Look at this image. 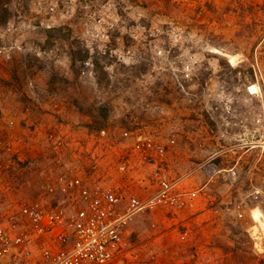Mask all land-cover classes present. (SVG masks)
<instances>
[{"label":"rangeland","instance_id":"obj_1","mask_svg":"<svg viewBox=\"0 0 264 264\" xmlns=\"http://www.w3.org/2000/svg\"><path fill=\"white\" fill-rule=\"evenodd\" d=\"M5 1L0 79L30 99L4 105L13 89L0 82L3 159L26 160L5 169L0 211L53 201L46 183L61 173L145 198L160 172L199 189L195 200L137 213L111 264H264V0ZM58 109L61 129L48 126ZM137 135L164 145L163 158L142 159Z\"/></svg>","mask_w":264,"mask_h":264},{"label":"built area","instance_id":"obj_2","mask_svg":"<svg viewBox=\"0 0 264 264\" xmlns=\"http://www.w3.org/2000/svg\"><path fill=\"white\" fill-rule=\"evenodd\" d=\"M3 99L0 94V104ZM13 123L12 119L5 122L6 128ZM99 133L104 136L106 130ZM131 134L124 131L123 137ZM8 142L0 139V188L5 169L20 160L16 155L4 162L2 154L12 153ZM60 145L62 141L56 140L53 149ZM133 150L144 160L161 159L165 155V146L150 136L137 135ZM61 160V157L53 158L55 164L62 165ZM127 164V157H122L118 171L124 172ZM230 172L235 174L233 168ZM154 179L155 190L140 198L99 182H89L80 173L70 176L61 173L46 183V194L53 201H22L8 214L0 211V264H22L29 260L32 264H111L120 260L128 250L124 239L127 228L137 213L156 206L181 208L193 203L199 192L195 188H178L179 180L170 181L160 172H155ZM187 235L188 230H183L180 238L184 240Z\"/></svg>","mask_w":264,"mask_h":264},{"label":"crops","instance_id":"obj_3","mask_svg":"<svg viewBox=\"0 0 264 264\" xmlns=\"http://www.w3.org/2000/svg\"><path fill=\"white\" fill-rule=\"evenodd\" d=\"M9 72H13V67H12V69L9 71ZM1 73H4V71H2L1 70ZM6 73V72H5ZM37 73V72H36ZM13 75H16L15 74V72H13L12 73ZM4 76H2L1 77V79H0V82L4 85L3 87H4V90H7L8 88H10V89H13V90H10L12 93H13V95L11 94V93H9L10 91H3L4 92V94L6 95L5 96V103H4V105H7V103H9V102H14V101H17V99H19V100H21V99H25V100H29L30 98L28 97V96H26V94H25V92H23V90H22V88H19L18 87V84H17V87L16 86H14L13 84L14 83H12V82H9L10 80H11V78H10V76H9V78H6L5 77V75L6 74H3ZM12 77V76H11ZM37 78V80L36 81H39L38 83H40V81H41V79H39L40 78V76L38 77V73L37 74H35L34 76H33V78H31L32 80L34 79H36ZM8 79V80H7ZM15 82H18V80L16 79V77H15ZM29 80V79H28ZM70 80V79H69ZM71 82V81H70ZM47 84L46 86H47V90H52L53 88H54V86H52V85H50L49 84V81H46V80H44V84ZM68 84V83H67ZM20 85V84H19ZM6 92L8 93V94H6ZM46 93H49V94H51V91H49V92H46ZM30 97H31V95H30ZM71 97H73V96H71ZM21 103H22V101H20ZM76 108V107H75ZM63 109H61L60 110V112L62 111ZM71 111V113H72V110L76 113V111L74 110V107H71V109H70ZM74 112L72 113V114H74ZM66 114V113H65ZM77 114H79L78 112H77ZM82 114V113H81ZM48 115H50L49 113H42V116H43V118L45 117V116H48ZM55 117V118H54ZM57 115L55 114V116H53L52 114H51V117H49L48 119H50L51 120V123H48L49 125L48 126H53V127H55V128H57V129H61L62 127L60 126V124H58V122H57ZM37 119H41V117L40 118H37ZM200 140V139H199ZM201 146V145H200ZM213 154L212 155H209L208 156V159L209 160H212V162L213 163H218V160L217 159H215V154L216 153H214V152H212ZM191 157H193V156H188V157H186V159L188 160V161H190L191 160ZM156 188V187H155ZM155 190V189H154ZM48 243H49V245H51V246H53L54 247V244L52 243V241H50V240H48ZM22 264H32V260H29V261H23L22 262Z\"/></svg>","mask_w":264,"mask_h":264},{"label":"trees","instance_id":"obj_4","mask_svg":"<svg viewBox=\"0 0 264 264\" xmlns=\"http://www.w3.org/2000/svg\"><path fill=\"white\" fill-rule=\"evenodd\" d=\"M110 1V0H109ZM108 3V2H107ZM114 3V2H113ZM6 1L5 0H0V24H2V23H4V22H6L7 21V19H9V9L7 8V7H5L6 5ZM109 4V3H108ZM110 4L112 5V2H110ZM115 5H116V3H114ZM100 20V19H99ZM98 20V21H99ZM101 21V20H100ZM111 47H114V45H110ZM106 49H108V50H110L111 48H107L106 47ZM35 54V53H34ZM33 54V55H34ZM33 60L35 61V63L36 62H38L39 60L37 59V58H35L34 56H33ZM72 64H73V62H72ZM55 80H56V76H54L53 77V75L50 77V79L48 80L49 81V84L50 85H52V86H54L55 85ZM65 82L67 81V79L66 80H64ZM70 81H71V83H72V81H73V78L71 77L70 78ZM68 83V82H67ZM54 89V88H53ZM78 100L75 98V96H73L72 98H71V105H74L75 107H77L76 106V104L77 103H79V102H77ZM70 104V103H69ZM58 106V105H57ZM60 110L61 109H58V111L56 112L57 114V119H58V121H61V118H60V116L61 115H64L66 112L65 111H61V113H60ZM101 113H102V108H99L98 109ZM103 111H105L104 109H103ZM60 113V114H59ZM103 115H104V117H105V112H103ZM88 128H91L92 129V127H91V125L90 126H88ZM102 129H106V128H104V127H101V128H98L97 130H102Z\"/></svg>","mask_w":264,"mask_h":264}]
</instances>
